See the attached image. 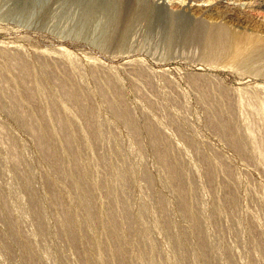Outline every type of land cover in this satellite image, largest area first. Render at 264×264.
Wrapping results in <instances>:
<instances>
[{"label":"rangeland","instance_id":"374dc122","mask_svg":"<svg viewBox=\"0 0 264 264\" xmlns=\"http://www.w3.org/2000/svg\"><path fill=\"white\" fill-rule=\"evenodd\" d=\"M23 1L0 0V264H264V45L233 63L201 31L264 38V0H131L165 19L128 29L115 0Z\"/></svg>","mask_w":264,"mask_h":264},{"label":"bare ground","instance_id":"6f19581e","mask_svg":"<svg viewBox=\"0 0 264 264\" xmlns=\"http://www.w3.org/2000/svg\"><path fill=\"white\" fill-rule=\"evenodd\" d=\"M23 1V0H22ZM27 0H24L23 2H24V4L25 3H28V2H26ZM31 1V2H30ZM29 2L31 3V5L29 6V7H31V8H36V6H40V5H43V4H48V3H50V1L51 0H30ZM76 1V0H75ZM83 1V0H82ZM84 1H86V0H84ZM83 1V2H84ZM91 1H92V3H93V5H94V2L96 1V0H87V5H88V7L89 6H91ZM131 0H115V2H113V3H115L114 4V6H112V4H111V2L110 3H108V1H107V5H108V7H110L114 12H112V13H110V14H114V19H113V21H117V23L118 24H120L121 26H122V29L124 28H129V25L131 26V21L133 20V19H139V17H141V18H144L145 19V22H146V20L147 21H151V23L153 24V23H155L154 21L156 20L155 18H157L158 20H163V19H165V16H164V14H162V11H164V10H156V12L157 13H154L155 12V10H153V8H151V9H149V8H147V6H146V8L145 7H143V6H138V8L136 9V7L133 9V3L131 4V2H130ZM263 1V0H262ZM51 2H53L54 3V5L56 6V4L55 3H58L60 6H61V4H66V3H70L71 2V0H52ZM79 2H80V0H79ZM82 2V3H83ZM43 3V4H42ZM52 3V4H53ZM73 3V2H72ZM76 4H78L77 3V1L75 2ZM81 2H80V4H82ZM91 3V4H90ZM29 4V3H28ZM97 4V3H96ZM100 4V3H99ZM105 4V3H104ZM142 4V3H141ZM19 5V4H18ZM72 4L70 3V6H71ZM74 5V4H73ZM72 5V6H73ZM83 6H84V4H82ZM23 6H25V5H23ZM50 6V5H49ZM49 6L47 5V7L49 8ZM86 6V5H85ZM100 6H103V5H100ZM106 6V5H105ZM104 6V7H105ZM44 7H46V6H44ZM52 7V6H51ZM58 7V6H57ZM92 7V6H91ZM107 7V6H106ZM218 7V6H217ZM23 8V7H22ZM61 8V7H60ZM73 8V7H72ZM102 8V7H101ZM41 9H42V7H41ZM41 9H38V10H41ZM107 9V8H106ZM159 9V8H158ZM211 9V8H210ZM223 9V8H222ZM30 10V9H29ZM74 10V9H73ZM103 10H105V9H103ZM109 10V9H108ZM191 10L192 11H194V12H198L199 10H201V9H199V8H196V7H191ZM25 11V10H24ZM32 11V10H31ZM87 12V11H86ZM85 12V13H86ZM89 12V11H88ZM108 12H110V11H108ZM179 12V11H178ZM224 11L223 10H219V11H217L216 13H215V17H220V18H222V16L223 17H231V15H229L228 16V12H225V13H223ZM165 13V12H164ZM235 13V12H234ZM88 14V13H87ZM155 15V16H154ZM197 16V15H196ZM198 16H200V15H198ZM210 16V15H209ZM86 17V16H85ZM99 17V16H98ZM111 17V16H110ZM155 17V18H154ZM234 17V16H233ZM65 18V17H64ZM113 18V17H112ZM153 18L155 19V20H153ZM210 18V17H209ZM108 19V18H107ZM227 19V18H226ZM87 20V19H86ZM85 20V21H86ZM153 20V21H152ZM222 20V19H221ZM225 20V19H224ZM231 20V19H230ZM245 20V19H244ZM157 21V20H156ZM164 21V20H163ZM213 21V20H212ZM227 21H228V19H227ZM232 21V20H231ZM136 22V21H135ZM117 23H115V26L117 25ZM158 23L160 24L161 22H159L158 21ZM200 23V22H199ZM206 23V22H205ZM228 22H223L222 24H218V25H216L215 23V25H213V23H212V25L213 26H211V24H210V27L209 28H201V26L199 25V27L201 28V31H205V32H207L208 34H211L209 37H211L208 41L209 42H207V44H209V49H210V51H215V52H217L218 51V53L216 54V55H218L220 58L222 57V53H223V57H225V58H227V59H229L230 60V62H233V63H237V62H242L243 60H246L247 58H249V54H251V52L253 51L254 52V50H256V49H258V47H259V49H260V47H262L263 45H264V38L263 37H261V36H254V35H250V34H248V33H243L242 34V31H241V33L239 32V30L238 31H236V30H234L235 28H234V26H233V29H231L232 28V26L230 25V26H228L229 25V23L227 24ZM242 23H244V22H242ZM248 23V22H247ZM113 24V23H112ZM162 24H164V23H162ZM204 24V23H203ZM233 24H235V23H233ZM149 25V24H148ZM157 25V24H156ZM194 25H195V23H194ZM205 25V24H204ZM248 25V24H247ZM170 26H172V25H169V27ZM241 26V25H240ZM88 27V26H87ZM187 27V26H186ZM231 27V28H230ZM200 28L197 30V28H194V29H196V31L195 32H197V31H200ZM245 28V27H244ZM169 29V28H168ZM242 29H243V27H242ZM170 30V29H169ZM122 31V30H121ZM244 31H245V29H244ZM123 32V31H122ZM191 32V31H190ZM194 32V33H195ZM253 32V31H252ZM252 32H250V33H252ZM117 33H121L120 31L119 32H117ZM117 33L115 34V35H117ZM202 33V32H201ZM123 34V33H122ZM189 34V33H188ZM198 34V33H197ZM171 35V34H170ZM205 35V34H204ZM213 35V36H212ZM208 36V35H207ZM113 37H114V35H113ZM209 37H207V39L209 38ZM195 39V38H194ZM201 41V40H200ZM200 45V44H199ZM205 48V47H204ZM208 49V48H207ZM258 49V50H259ZM221 54H220V53ZM227 52V53H226ZM212 53V52H211ZM226 53V56L224 55ZM215 54V53H214ZM254 54V53H253ZM255 55H257V54H255ZM215 56V55H214ZM219 58V59H220ZM214 60V59H213ZM254 60V59H253ZM217 61V60H216ZM214 62V61H213ZM222 62V61H221ZM247 62V61H246ZM230 65V64H229ZM211 81V80H210ZM263 107V106H262ZM261 110H262V108H260ZM41 134V133H40ZM39 134V135H40ZM46 135V134H45ZM44 135V133H43V136H41V138L42 137H44L45 136ZM43 139V138H42ZM45 140L47 141V139L45 138ZM43 141V140H42ZM67 141V140H66ZM44 142V141H43ZM43 142H42V144H43ZM71 142V141H70ZM66 143V142H65ZM44 144H45V142H44ZM47 147V146H46ZM68 147H69V145H68ZM41 148H42V146H41ZM47 148H49V145H48V147ZM51 148V147H50ZM49 148V149H50ZM69 149H70V147H69ZM48 151V150H47ZM46 150H45V153L47 152ZM72 152V151H71ZM54 152H53V150L52 149H50L49 151H48V154L51 156V154H53ZM47 154V153H46ZM49 155H47V156H49ZM51 158H53V155L51 156ZM172 171V173H174L173 172V169H171ZM175 174V173H174ZM173 174V175H174ZM175 177V176H174ZM77 184V183H76ZM112 248V247H111ZM110 248V249H111ZM113 255L115 256V255H118L119 254V252H118V249L117 248H115V247H113ZM119 256V255H118ZM116 257V256H115ZM115 259V258H114ZM124 264V263H123Z\"/></svg>","mask_w":264,"mask_h":264}]
</instances>
